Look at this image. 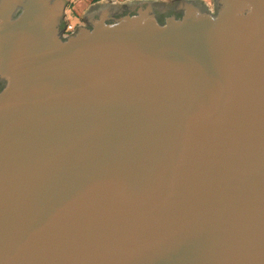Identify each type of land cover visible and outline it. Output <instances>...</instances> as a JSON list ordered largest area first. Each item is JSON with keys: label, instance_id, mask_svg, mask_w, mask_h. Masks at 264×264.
Instances as JSON below:
<instances>
[{"label": "water", "instance_id": "water-1", "mask_svg": "<svg viewBox=\"0 0 264 264\" xmlns=\"http://www.w3.org/2000/svg\"><path fill=\"white\" fill-rule=\"evenodd\" d=\"M0 0V264H264V0Z\"/></svg>", "mask_w": 264, "mask_h": 264}, {"label": "crops", "instance_id": "crops-1", "mask_svg": "<svg viewBox=\"0 0 264 264\" xmlns=\"http://www.w3.org/2000/svg\"><path fill=\"white\" fill-rule=\"evenodd\" d=\"M102 1H105V0H68V5L65 10V17H66L67 24L71 25V30L77 25L82 24L83 20L81 16L84 10L88 6L94 3H97V2H102ZM112 1L118 2V1H127V0H112ZM70 7H72V10H73L72 17L68 15V10Z\"/></svg>", "mask_w": 264, "mask_h": 264}, {"label": "built area", "instance_id": "built-area-1", "mask_svg": "<svg viewBox=\"0 0 264 264\" xmlns=\"http://www.w3.org/2000/svg\"><path fill=\"white\" fill-rule=\"evenodd\" d=\"M202 1H203V2L206 4V6H208L209 8L212 7L213 0H202ZM70 28H71V26H70L69 24H67V27H66V29H65V33L71 31Z\"/></svg>", "mask_w": 264, "mask_h": 264}, {"label": "rangeland", "instance_id": "rangeland-1", "mask_svg": "<svg viewBox=\"0 0 264 264\" xmlns=\"http://www.w3.org/2000/svg\"><path fill=\"white\" fill-rule=\"evenodd\" d=\"M68 15H69L70 17L73 16V10H72V7L69 8V10H68ZM70 26H71V25H70ZM70 29H71V28H70ZM66 33H68V32H66Z\"/></svg>", "mask_w": 264, "mask_h": 264}]
</instances>
